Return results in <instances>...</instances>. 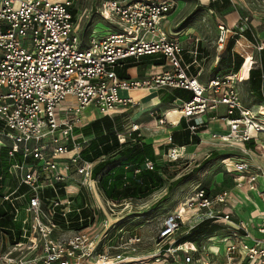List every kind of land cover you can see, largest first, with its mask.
Segmentation results:
<instances>
[{
  "label": "built area",
  "instance_id": "1",
  "mask_svg": "<svg viewBox=\"0 0 264 264\" xmlns=\"http://www.w3.org/2000/svg\"><path fill=\"white\" fill-rule=\"evenodd\" d=\"M85 1H90L89 8L80 7ZM94 1L0 0V136L6 139L11 158L22 157L11 165L7 178L0 176V207L13 225L0 227V264H130L118 263L127 259L125 252L116 251L118 236L130 234L125 241L130 247L141 240L128 226L118 232L115 222L101 215L96 199L103 200L111 217L118 205L131 201L117 203L103 195L99 177H93L96 162L82 157L91 137L80 130L90 122L85 123L86 118L97 114L122 122L136 104L131 92L176 89L193 96L170 102V108L156 117L158 127L173 129L185 120L200 137L208 126L202 117L210 115L226 127L211 138L238 140L243 155L223 159L208 184L207 179L198 183L160 229L165 239L182 226L191 234L199 224L211 221L219 225L220 233L200 245L166 246L165 255L177 257L176 264H219L220 259L224 264H264V213L251 212L245 218L237 196L246 188L264 201V188L258 184L264 166L257 159L264 158V89L261 102L247 105L236 74L200 81L207 56L199 50L198 39L187 49L185 40L167 29L176 0ZM87 14L107 20L108 30L90 26ZM241 21L244 25L249 17ZM219 28L217 52L234 35L225 25ZM249 38L262 69L264 38L254 32ZM147 56L163 59L162 71L138 80L118 75ZM171 112L179 115L176 121ZM131 123L122 131L115 128L120 144L132 133L141 136L139 124ZM249 142L253 147L245 145ZM166 155L169 161L183 160L185 146L170 147ZM145 166L154 165L148 161Z\"/></svg>",
  "mask_w": 264,
  "mask_h": 264
},
{
  "label": "rangeland",
  "instance_id": "2",
  "mask_svg": "<svg viewBox=\"0 0 264 264\" xmlns=\"http://www.w3.org/2000/svg\"><path fill=\"white\" fill-rule=\"evenodd\" d=\"M99 1L95 0L94 4L99 3ZM176 1L177 8L175 13L171 14V20L167 26L168 32L172 35H180V38L189 36L190 39L184 43L187 49L193 46V40L198 39L199 46H202L205 52L210 55L209 63L214 60L215 54L220 55V64L217 70L212 71V74L216 75L217 72L219 74H236L240 96L245 104H251L255 100L256 94L253 97L248 92L249 75L252 70L259 68L260 57L257 51L251 48L247 40L251 39L249 37L253 32L257 37L264 38V0ZM84 6L89 8L90 1L80 3V7ZM241 17H249L248 23L243 25ZM86 18L90 21V26H95L97 31H104L109 28L108 21L97 14H87ZM220 25H225L229 30L232 29L234 35L227 39L223 50L217 52ZM241 32L243 37H241ZM241 54L245 55L246 58L242 57ZM208 76L209 74L206 71L203 78ZM152 92L153 90L146 91V94ZM132 112L129 109L124 113L121 122L123 128L128 129L132 126L130 117ZM156 112L147 113V118H140L141 122H137L139 126L142 121L147 122L148 118L152 120L151 114L157 117ZM87 113H89V110H87ZM97 118H100L98 114L89 116L85 119V123L92 122ZM139 128L141 133V126ZM205 139L207 138L204 137L203 140ZM199 143H201V139ZM189 151L183 160L178 162L169 161L168 159L165 161L158 160L160 166L166 170V174L173 176V178L167 175L164 176L162 187L154 191L148 198L118 205L114 217L109 215L103 200L96 199V203L101 208V215H105L109 223L115 222L117 225L115 229H118V232H120V228L128 226L129 232H132L141 240L130 247L125 242L130 234L122 235L121 238L118 233L117 245L115 244L116 251L117 253L125 252V257H127V259L118 261V263L125 261L130 262V264H176L177 257L165 255L163 250L166 246L176 247L179 242L183 243L182 249L186 248L191 240L187 237L189 234L186 233L187 227L185 226H182L173 236L162 239L160 229L166 217L178 210L181 202L193 193V189L198 183H202L205 179L208 182L211 177L213 178L222 168L219 159L243 155L241 143L238 140L235 143L215 141L213 145H208V143L205 145L204 143L199 148L195 147ZM167 152L168 149L166 154ZM257 159L264 161V158ZM219 261V264H224L223 259Z\"/></svg>",
  "mask_w": 264,
  "mask_h": 264
},
{
  "label": "trees",
  "instance_id": "3",
  "mask_svg": "<svg viewBox=\"0 0 264 264\" xmlns=\"http://www.w3.org/2000/svg\"><path fill=\"white\" fill-rule=\"evenodd\" d=\"M199 50H202L200 46ZM153 57L147 56V62L156 65L164 64L163 59L151 60ZM261 63L262 69L252 70L249 75L248 92L253 97L256 94L253 103L262 101V88L264 89V79L262 78L264 74V50L261 52ZM131 65L129 66L131 67ZM126 69L127 67L120 71H126ZM120 71L118 75L121 78L127 75L125 72L120 74ZM192 96V93L188 90L176 89L173 99L190 100ZM115 128L119 131L123 130L120 120H112L107 116L97 118L81 128L85 136L91 137V140H89L87 146L82 151V157L85 160L96 162L93 177H99V187L107 199L121 203L148 198L154 191L162 187L164 176L167 175L166 170L158 163V157L152 144L142 142V136H138L137 132L132 133L130 140L127 139L125 143L120 144L115 133ZM199 142L200 137L194 135L186 121L182 120L177 127L173 128L172 144L166 148L169 149L175 145L199 144ZM251 144L249 147H253V142ZM21 161V155L17 154L15 158H11L9 156V149L3 147L0 150V176L7 178L11 165ZM148 161L153 163V169L145 166ZM167 176L173 178V176ZM2 183L3 181L0 180V184ZM204 183L208 184V182ZM7 207L10 208V205L7 204ZM86 214V212H83V215ZM211 223V221H205L199 224L187 237L190 238L191 242L200 245L205 237L217 232L220 233L219 225H211ZM11 226V216L0 207V227L9 228ZM74 227H78V224L74 225Z\"/></svg>",
  "mask_w": 264,
  "mask_h": 264
},
{
  "label": "crops",
  "instance_id": "4",
  "mask_svg": "<svg viewBox=\"0 0 264 264\" xmlns=\"http://www.w3.org/2000/svg\"><path fill=\"white\" fill-rule=\"evenodd\" d=\"M181 38L185 41L190 39L189 36H187V38L186 37L185 38L181 37ZM193 42H194V44H193V46H194L195 40H193ZM193 46H191L188 49H191ZM201 49L204 52V55L207 56V60H206L205 67H204V69H206V70H204V72L202 73V75L199 78H200V81L202 83H207L208 80L214 76L212 74V71L217 70L218 65L220 64V55L215 54L214 60L211 63H209L208 59H209L210 55L207 52H205V50L202 48V46H201ZM185 59L187 62L190 61V57L188 55L185 56ZM147 61L148 60L146 58L139 65H133V66L131 65V67L127 66L126 71L125 70L120 71V74L125 72L128 75V76L126 75L125 77H123V79H132V80L143 79L151 73H156V72L162 71V69H163L162 66L156 65L153 63H149ZM191 70H192V73H194L196 71V68L193 66L191 68ZM206 71L209 74V76L203 78V74ZM216 74H219V73L217 72ZM127 77H129V78H127ZM143 92H145V93H143ZM130 95L132 96V98L134 99V101L136 103L132 108H129L130 110L133 111L130 115L131 121H135V122L140 121L141 122L140 118H142V117H143V119L147 118V116H148L147 113L157 111L155 114L160 115L161 113L166 112L170 108L169 103L174 100L173 98L175 96V90L173 92L166 91V90H159V91L153 90V92L151 94H146L145 90H141V91L131 92ZM154 98H155V100H154ZM151 100L154 101L155 106L153 108H151V110L141 114L139 117L138 115H139L140 110L142 108L143 102H148ZM159 111H160V113H159ZM223 111H224V108L222 106L218 109L217 114L218 115L222 114ZM214 114L215 113L212 112L211 116ZM171 115L175 121L179 118V115L177 114V112H171ZM149 116H150V114H149ZM151 117H153L152 120L150 118H148L147 122L142 121V123H140L141 124L140 126H141L142 142L147 143V144H152L157 157H159L158 160L165 161L167 159L166 150L168 149L166 147L169 146L170 144H172V131H173V129H170L168 127H158L156 125V121H155L156 117H154L152 114H151ZM202 119H205V121L208 122V126L206 128V131L201 133V135H200L201 143H199V144L203 145L205 143V145H206V143H208V145H210V144L213 145V144H215V141L211 138V134L216 133V132L217 133L224 132L226 130L225 124L221 119H215V120L210 119V115H205L202 117ZM204 137L207 139L203 140ZM5 143H6V139L4 137L0 136V150L3 147L8 149L7 146H4ZM199 144L186 145L185 146V155H187V152H190L189 150H192L195 147L199 148V146H200ZM245 145L247 147H249L252 144H251V142H249V143H246ZM175 146H179V145H175ZM175 146H173V147H175ZM242 146H243V144H241V148H242ZM226 158L227 157H223V158L219 159V161H221L220 163H222V160L226 159ZM258 161H259V163H261L264 166L263 160H258ZM258 184H259V187L264 188V176L259 178ZM237 196L239 197L238 200H240V202H241V207H243V209H245V212L243 213V216L245 218L248 219L251 215V212L253 215H256L260 212L264 213V201L261 200L260 198H258L257 194L255 192H250L246 188H243V189H241L240 192H238Z\"/></svg>",
  "mask_w": 264,
  "mask_h": 264
},
{
  "label": "bare ground",
  "instance_id": "5",
  "mask_svg": "<svg viewBox=\"0 0 264 264\" xmlns=\"http://www.w3.org/2000/svg\"><path fill=\"white\" fill-rule=\"evenodd\" d=\"M154 100H155V98H154ZM154 106L155 105H154V101L153 100L148 101V102H143L142 108H141L140 113H139L138 116L140 117L141 114H143L144 112H147V111L151 110V108H153Z\"/></svg>",
  "mask_w": 264,
  "mask_h": 264
}]
</instances>
